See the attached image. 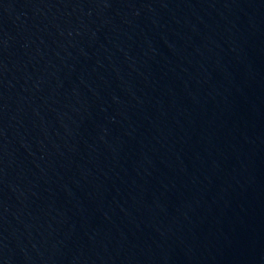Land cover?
Instances as JSON below:
<instances>
[{"label":"water","instance_id":"obj_1","mask_svg":"<svg viewBox=\"0 0 264 264\" xmlns=\"http://www.w3.org/2000/svg\"><path fill=\"white\" fill-rule=\"evenodd\" d=\"M0 264H264V0H0Z\"/></svg>","mask_w":264,"mask_h":264}]
</instances>
